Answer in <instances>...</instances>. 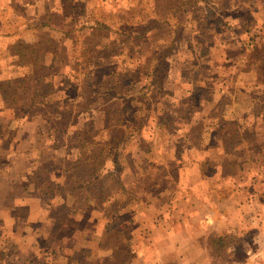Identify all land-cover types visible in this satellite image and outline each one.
<instances>
[{"label": "rangeland", "instance_id": "rangeland-1", "mask_svg": "<svg viewBox=\"0 0 264 264\" xmlns=\"http://www.w3.org/2000/svg\"><path fill=\"white\" fill-rule=\"evenodd\" d=\"M174 2L0 0V39L4 40L0 83L17 79L19 98L31 92L23 76H17L29 71L12 66L19 59L8 53L16 43L27 47L40 43L38 55L35 47L29 48L34 55L28 53L25 59L44 66L52 55L46 53L43 38H51L65 51L47 79L53 85L51 98L58 100L54 109L39 106L31 120L17 121V114L2 102L10 91L5 92V85L0 88V250L9 254L12 264H103L111 250L99 244L113 219L118 226L111 227V241H121L128 250L131 246L128 264H222L209 247L210 238L222 235L228 236L225 248L232 240L233 255L239 260L235 264H264V74L260 72L264 70V0H212L206 9L183 5L188 9L183 21L176 25L170 19L168 26L141 39L131 32L130 40L91 32L100 23L113 30L140 28V19L155 4ZM44 25L49 29H38ZM8 27L26 31L13 35ZM70 31L74 32L70 39H63L60 32ZM147 65L160 71L158 95L146 92L139 74ZM86 83L97 93L81 95ZM138 91L140 96L147 94L144 105L141 98H131L117 106L119 112L126 111L125 155L118 169L113 162L103 168L116 173L124 191L109 188L106 202L94 201L75 212L60 194L45 197V190L52 189L42 183L47 177L64 186L59 159L75 153L73 132L84 126L88 116L104 117V110L113 106L94 111L93 100H108L111 93L125 98ZM164 105L172 111L176 138L203 118L221 129L211 128L209 142L198 144L201 152L195 154L187 148L179 151L174 144L164 147L162 142L152 148L149 141L156 137V121ZM50 112L60 117L66 113L72 121L78 118L67 126L63 143L55 122L48 121ZM128 113L136 115L132 119ZM67 123L71 125L70 118ZM149 149H156L155 153ZM233 150L241 157L230 177L224 170H208L218 177L217 187L201 181L198 161L219 159ZM51 164L53 169H48ZM36 178L37 182L31 181ZM245 246L248 259L242 261ZM218 247L224 251L223 244Z\"/></svg>", "mask_w": 264, "mask_h": 264}, {"label": "trees", "instance_id": "trees-1", "mask_svg": "<svg viewBox=\"0 0 264 264\" xmlns=\"http://www.w3.org/2000/svg\"><path fill=\"white\" fill-rule=\"evenodd\" d=\"M158 2V0H155ZM167 1V0H166ZM174 2V4L166 3L165 6L161 7L157 4H155L152 9L149 12H146L144 15L145 17H142L140 19L141 26L140 28L131 27L123 28L122 30L120 28L117 29H111L110 27L103 25V23L97 24L96 28H91V32L94 34H98L101 37H104L108 34H114L116 36H125L126 40H130L131 36L129 33L131 32L134 37H138L139 39L145 38V36L152 30L160 29L164 26H168L169 20L172 19L175 24H179L181 21L184 20V17L187 13V7L184 8L183 5H190V6H201V8L206 9V5L210 3L212 0H169V2ZM223 2V1H221ZM192 3V4H191ZM214 4V3H213ZM217 5V4H216ZM217 7L221 9V5L218 4ZM223 7V6H222ZM217 10V9H216ZM136 14V12H135ZM216 14V13H215ZM214 14V15H215ZM190 14H188L189 16ZM131 19H134V14L131 13ZM183 19V20H182ZM187 20H185L186 22ZM139 23V25H140ZM47 25L41 26V28H38L39 30L45 29ZM177 26H175L176 30ZM181 28V27H180ZM49 29L48 27L46 28ZM45 29V30H46ZM8 30L14 35V33H22L23 31H18L14 27H8ZM72 31L70 32H60L63 39H70L72 35ZM44 42L48 44L46 48V53L49 55H52V59L49 65L44 66L40 65L39 61L37 63H29L28 60L31 59H25L26 55L28 53H31L34 55L29 48H34L36 50V47H39L40 43H34L32 46L34 47H27L23 42L16 43L14 47V52L17 55V58L19 59L17 64H12V66H20L22 71H29L28 74L25 75V72H20L17 76H23V80L28 86V90L31 92L30 95L19 98L18 97V88H19V81L17 79H9L5 80L4 82L0 83V88L2 89V86L5 85L6 89L5 92L10 91L7 93L6 96L2 97L4 102V105L14 111L17 114V121H20L22 119L31 120L33 117V111L39 107H48V109H54L55 104L58 100H54V98H51V95H53V85L47 80L51 73L52 69L54 68V63L57 62V57L60 53H64V48L59 46L55 41H51V38H43ZM39 50V49H37ZM35 51V54L38 55V51ZM99 52V51H97ZM207 51L203 48L200 51V56L204 58L206 56ZM165 55L162 56H166ZM166 59V58H165ZM161 60H164V57L161 58ZM161 60H157L158 65L160 66ZM39 65V66H38ZM142 70L144 72L139 73L141 76L145 79V83L147 85L146 92L147 91H156L157 95L158 92L160 93L162 88V77L160 75V71L157 69L155 71H152V67L150 65H147V67H142ZM262 74H264V70L260 71ZM51 73V74H50ZM264 83V82H263ZM85 91L81 92V95H93L94 92L92 89V85H88L86 83L84 86ZM155 89V90H154ZM82 90V88H81ZM139 92H135L133 95L127 96V97H115V93H111L109 99L107 100H93L94 105L92 106L94 111H100L104 108H107V106H110L113 103V106L109 111H106V114L104 117H98L97 114L94 113L93 116L89 117L88 119H85V124L82 128H78L75 132H73L74 135V151L75 153L71 156V158H65V159H59V164L61 165L62 171L60 175L63 176L64 182L62 186L59 183L50 182V178L47 177V180L42 181L43 184H46L47 187L50 186V190H45V193H42L45 197L47 196L50 198L54 195V193L60 194L62 198H65L69 200L70 203H72V209L73 212L75 211H83V206H85L88 203H92L94 201H97L98 204H102L103 202H106L110 196L107 195L108 189L112 188L111 190H117L121 191L125 189V186L123 187V184L121 183L120 179L117 177L116 173L113 174V172H104L103 168L108 162H113L115 169H118V165L120 163V157L125 155V142L129 138L123 137V118L125 117V112H119L118 105L121 102L125 104L128 103V101L131 100V98L143 100L142 105H144L147 102V94L140 96ZM1 95V94H0ZM139 96V97H138ZM130 98V99H129ZM84 100V99H83ZM114 100V102L112 101ZM116 101H119L118 103ZM264 102V100H262ZM20 104V105H19ZM132 104V102H131ZM19 105V106H17ZM90 107V108H92ZM89 108V109H90ZM163 111H161L158 114V120L156 121V127H155V134L156 137L154 139H151L149 143H153V145H150L152 148H156L159 146V143L162 142L164 144V147L170 146V144H174L175 147L179 149V151H182V149H192V153L195 154L197 151L201 152L200 149H198V144H203L206 141L209 142V139L207 140L206 136L210 133L211 128H218L221 129V125H218L216 127H213V125L208 124L207 120L208 118H203L200 122L193 124L191 126L190 131L184 132L181 131L180 137L176 138L175 136V127L174 122L172 121V111L170 107L168 108L166 105L163 107ZM88 111H91L89 110ZM20 110V111H19ZM84 112V111H83ZM86 112V110H85ZM104 113L103 111H101ZM130 115V118L132 117V114L128 113ZM136 113H134L135 117ZM60 116H54L53 113L50 112V117H48V121L55 122V127L57 132L60 134V141L59 143H63L65 140V137L68 135V129L72 127L73 123L78 119L74 118L72 121L71 117H68L66 113H63ZM71 120V125L67 123V121ZM182 121V120H181ZM130 121L129 123H131ZM102 124V125H101ZM126 124V123H125ZM101 127H100V126ZM68 127V129H66ZM141 129V127H140ZM139 127L137 128V131L140 132ZM67 130V131H66ZM141 134V133H140ZM106 137L104 138V136ZM160 137L158 138V136ZM125 136V135H124ZM190 137H193L194 140L192 141ZM131 138V137H130ZM156 145V147H155ZM173 147V146H172ZM149 149L148 152H152V154L155 153V150ZM226 151V150H225ZM168 154L172 156V149H169ZM236 157V159H231L233 156ZM231 157L229 158V156ZM54 157V156H53ZM155 157V155H154ZM241 155L233 150L229 154L225 155L224 157H221L219 159H209L206 158L205 161H198L197 163H200V174H201V181H207V184H209L211 187H214L218 183V177H213V175H210L208 173V170H214L216 172L218 171H225L228 177H230L232 174L230 173V169H232L233 165L236 166V160L240 159ZM188 162V161H187ZM54 164L49 165L48 169H53ZM59 165V166H60ZM45 171L46 170L45 168ZM177 172V171H176ZM35 173H33L34 175ZM116 175V176H115ZM156 177H153L152 181L158 182L159 179H155ZM31 180V179H30ZM32 182H37L38 178L32 179ZM58 182V181H57ZM217 187V186H216ZM38 188V187H37ZM76 204L78 207H76ZM89 211V210H88ZM90 212V211H89ZM121 217L118 216L117 219ZM114 221V219H113ZM111 222L110 225H106L102 238L104 241H101L99 246L105 250L110 249V256L107 258L106 263L103 264H128L127 260L131 258L132 252L129 251L131 246H128L129 250L127 249V246L123 247L121 245V241L116 242L114 241L112 243L110 231L111 227L118 226V221ZM235 230V228H234ZM120 235V233H118ZM121 237V235H120ZM227 235L217 236L214 238H210V246L214 252L215 257H217L222 264H232L234 261H239L236 258V255H233V246H232V240H228L227 248L225 245V239L227 238ZM52 238L51 236H47V239ZM229 238H231L229 236ZM243 239H246V237H243ZM218 244H223L224 251H221V248L218 247ZM215 247V248H214ZM252 247V245H251ZM210 248V249H211ZM238 245L236 247V251L238 250ZM246 246L243 248L241 247V250H244L246 259L242 261H247L248 257L246 255ZM225 249L227 250V255L224 257H220L225 252ZM233 255V256H232ZM235 262L233 264H235ZM0 264H12V261L9 257V254L5 253L4 251L0 250Z\"/></svg>", "mask_w": 264, "mask_h": 264}, {"label": "crops", "instance_id": "crops-1", "mask_svg": "<svg viewBox=\"0 0 264 264\" xmlns=\"http://www.w3.org/2000/svg\"><path fill=\"white\" fill-rule=\"evenodd\" d=\"M28 29V28H27ZM20 31H23L25 32L26 30H21ZM0 43H1V46H4V40L3 39H0ZM3 44V45H2ZM3 50L2 47H0V51ZM8 53H10V56H15L17 58V55L16 53L14 52V50L12 49L11 51H9ZM18 59V58H17ZM11 62V61H10Z\"/></svg>", "mask_w": 264, "mask_h": 264}]
</instances>
